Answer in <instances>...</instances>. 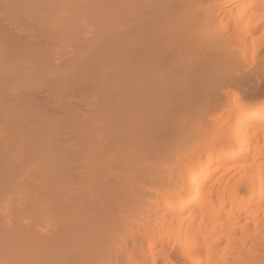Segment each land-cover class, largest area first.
Here are the masks:
<instances>
[{"label":"bare ground","instance_id":"obj_1","mask_svg":"<svg viewBox=\"0 0 264 264\" xmlns=\"http://www.w3.org/2000/svg\"><path fill=\"white\" fill-rule=\"evenodd\" d=\"M0 264H264V0H0Z\"/></svg>","mask_w":264,"mask_h":264},{"label":"rangeland","instance_id":"obj_2","mask_svg":"<svg viewBox=\"0 0 264 264\" xmlns=\"http://www.w3.org/2000/svg\"><path fill=\"white\" fill-rule=\"evenodd\" d=\"M217 79H218V78H217ZM217 79H216L215 81H217ZM215 81H214V83H215ZM214 83H213V84H214ZM215 85H216V84H215Z\"/></svg>","mask_w":264,"mask_h":264}]
</instances>
